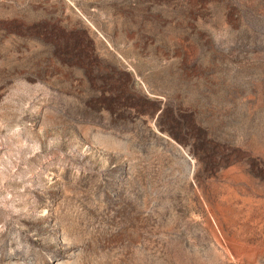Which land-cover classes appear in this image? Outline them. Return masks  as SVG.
<instances>
[{"label": "rangeland", "instance_id": "374dc122", "mask_svg": "<svg viewBox=\"0 0 264 264\" xmlns=\"http://www.w3.org/2000/svg\"><path fill=\"white\" fill-rule=\"evenodd\" d=\"M0 264H264V0H0Z\"/></svg>", "mask_w": 264, "mask_h": 264}]
</instances>
